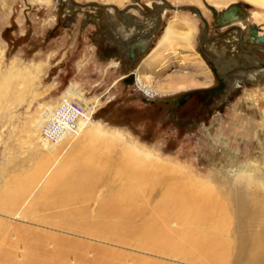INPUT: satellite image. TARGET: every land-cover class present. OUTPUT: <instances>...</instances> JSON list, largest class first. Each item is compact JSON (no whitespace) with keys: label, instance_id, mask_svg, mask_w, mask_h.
I'll return each mask as SVG.
<instances>
[{"label":"rangeland","instance_id":"obj_1","mask_svg":"<svg viewBox=\"0 0 264 264\" xmlns=\"http://www.w3.org/2000/svg\"><path fill=\"white\" fill-rule=\"evenodd\" d=\"M222 3L218 13L237 5L243 26L264 33L263 7L246 0ZM210 6L214 4L209 0H0V197L7 186L19 187L23 195L27 190L12 213L0 210V222L7 226L0 236L2 250H11L14 259L22 261L26 246L19 231L23 229L43 236L47 252L64 246L83 248L87 263L103 252L119 257V264H192L166 250L94 233L99 206L111 200L124 182L115 162L128 159L131 150L150 154L147 165L137 162L150 179L138 192L132 225L173 234L183 227L194 233L191 223L184 225L169 213L188 210L190 216L192 207L161 205L170 200L165 191L172 182L183 193L213 194L222 208L216 237L234 240V218L225 195L228 178L244 193L261 194L264 185V79L258 84L244 81L236 88L230 77L231 81L239 71L257 68L233 70L224 94L215 97L208 109L200 106L194 111L189 126L172 122L171 104L166 105V100L172 103L187 93L218 86L213 46L227 49L228 57L242 62L236 35L221 29ZM185 20L198 27L194 39L187 43L179 38L174 48L160 54L158 44L171 23L181 36H188L189 28L181 22ZM153 27L152 36L142 34ZM257 46L248 44L245 49L252 48L251 55L264 65V52ZM183 77L190 80L188 86L163 94L152 91L146 81L158 87L172 80L180 83ZM68 93L75 96L66 99ZM65 100L90 110V122L105 139L91 140L86 129L57 146L46 140V121ZM106 138L111 142H103ZM91 150L104 153L108 161L92 174L97 180L89 182L85 174L70 169L64 181L80 179L78 187L52 189L88 199L26 214L64 161L84 162ZM77 210L88 211L86 227L64 225V212ZM61 264H79L76 252L69 251Z\"/></svg>","mask_w":264,"mask_h":264},{"label":"bare ground","instance_id":"obj_2","mask_svg":"<svg viewBox=\"0 0 264 264\" xmlns=\"http://www.w3.org/2000/svg\"><path fill=\"white\" fill-rule=\"evenodd\" d=\"M209 1L214 4V8L217 10V8L223 6L222 2L224 0ZM246 1L264 8V0ZM225 9H227V7H225ZM203 18L204 16L202 15V19ZM255 19L257 22V17ZM181 22H184L189 28L188 36H181L176 29L177 25L171 23L164 31V36L158 44L157 50L159 53L161 51H168L169 48H172L180 39H183L185 42L187 41V43L194 39L198 29L195 23L189 20ZM218 24L222 25L221 29L229 28L233 30V34L236 35L234 36V39L238 41L239 48L241 47L243 50L239 55L242 60L241 62L240 59H236L235 56L228 57V50L225 48L221 50L214 46L211 48L214 53L212 59L219 75L218 77H223L225 78V81H228L227 78H229L228 76L233 70L256 67L257 70L250 69L251 71L247 70V72H244L245 70L241 72L239 71V74L232 78L233 81H230L231 77L229 78V83L237 88L244 81L257 84L263 81V63L251 55L250 50H252V48L249 47V50L245 49V46L248 44H256L258 45L256 48L264 52V42L260 41V38L264 36L263 30L261 31L251 27H244L240 20V15L237 14V9H233L228 15L222 16L221 20L218 21ZM140 27L142 26L140 25ZM154 32L155 28L153 27L144 30L142 34L152 36ZM156 57L157 56H155V58ZM146 81L148 87L152 91L162 94L164 92H176L178 89L190 84V80L185 77L180 80V83H175V81L172 80L169 82V85L158 87L152 84L153 82L150 79H147ZM72 96L74 97L75 95L73 93H68L65 98L67 99V97ZM90 113L92 112L87 110V115ZM88 116L87 121L82 123L79 130H75L73 134L66 136L64 139L80 137L86 129L87 133L85 134H89L88 137L91 140L105 139L106 135L94 127V124L90 122ZM113 138L118 139L119 137L113 135ZM62 140L60 142L51 143L57 146ZM103 142H106L107 144L111 141H107L106 138ZM101 154L95 150H91L90 156L88 157L89 159H86V161L81 163L79 161L76 165L70 160L66 162L64 161L61 169L56 172V176L50 180L48 184L46 183L47 185L45 188L39 192L26 214L30 213L33 209H39L40 211V209L42 210L53 205H69L82 199H88V196H83V194L80 195L69 191L62 192L63 188L69 186L75 188L78 187V183L81 182L80 179H73L74 182L69 183L64 181V178L66 179V175L71 169V172H74L73 174H85L86 180L89 182L96 181L97 179L93 177L96 175L92 176V174H95L97 170L101 169V167L108 162L104 157V153L103 156ZM127 154L126 155L129 156L128 159H119L115 162V165L118 167V172L121 174L120 177L124 182L116 190L115 196L111 200L99 206V209L97 210V219L96 222H94V233L96 236H105L109 239L120 240L127 243L135 242L142 247H149L159 251L166 250L169 253H174L173 255L175 256L182 257L185 261L192 264H264V185L261 194H258L257 191L244 193L235 185L232 178H228V188L230 189L225 192V195H227L226 199L229 204V211L234 218V222H232L234 228L231 232L232 237H234L233 241H226L216 237L219 224L222 221V208L219 206L216 198L212 196L213 194H205L200 192L198 188V191L196 192L187 193L185 191L183 193L180 192L179 188H176L175 184L172 182H169L165 191V196L170 200L162 202L161 205L164 207L166 205H186L192 207L190 216L188 210L182 213L173 210V212L169 213H171L172 217L176 220H181V223L184 225H187L186 223H191L194 226V233H187L186 229L183 227H181V231L174 233L175 235L172 231L153 230L143 226L138 227L132 225L130 222L133 221L137 212L133 206L138 197V192H140L146 182L150 179L148 171L145 170L146 168L144 169L140 167L142 162L144 163L146 159L149 160L150 154L147 155L138 150H131ZM137 162H141L140 165ZM15 185L16 184H13L11 186L14 187ZM7 187L10 191L7 190L0 197V210L12 213L15 207L22 202L24 198L23 196L26 194L27 190L24 191L23 195L19 187H16L17 190L13 188L10 189L9 186ZM54 188L62 189L61 192L59 191L58 193H55L53 192ZM82 210L64 212L62 215V219L65 220L64 225L86 227L85 223H87L86 221L88 218L86 213L88 211L85 213V210ZM257 228H260V232H256ZM6 229L7 226L0 222V236L5 233ZM204 233H206V235H204ZM19 238L26 246L24 259L22 261H16L11 250H2V248H0V264H61L69 251L76 252L79 264H119V257L116 258V256L110 253L103 252L99 254L94 262L87 263L84 259L83 248L81 249L78 247L76 249L74 246L59 247L55 251L47 252L43 248L44 237L34 234L31 231L20 229ZM136 264L153 263L137 261Z\"/></svg>","mask_w":264,"mask_h":264},{"label":"built area","instance_id":"obj_3","mask_svg":"<svg viewBox=\"0 0 264 264\" xmlns=\"http://www.w3.org/2000/svg\"><path fill=\"white\" fill-rule=\"evenodd\" d=\"M57 108L49 116L44 129V138L53 143L60 142L66 136L73 134L75 130L81 128L82 123L87 121V110L75 102L63 101Z\"/></svg>","mask_w":264,"mask_h":264},{"label":"flooded vegetation","instance_id":"obj_4","mask_svg":"<svg viewBox=\"0 0 264 264\" xmlns=\"http://www.w3.org/2000/svg\"><path fill=\"white\" fill-rule=\"evenodd\" d=\"M219 84L218 80V86ZM212 89L187 93L174 99L172 103L166 100V105L171 104L169 112L170 120L179 126H189L192 119H194L192 117L194 111H197L200 106L208 109L212 105L215 99L210 93Z\"/></svg>","mask_w":264,"mask_h":264},{"label":"water","instance_id":"obj_5","mask_svg":"<svg viewBox=\"0 0 264 264\" xmlns=\"http://www.w3.org/2000/svg\"><path fill=\"white\" fill-rule=\"evenodd\" d=\"M247 7L248 6H246V8ZM210 8H211V10L214 13V16H215V19H216L217 23H218V21L221 20V17L222 16L228 15L233 9H236V8L240 9L239 6L232 5L228 9L223 10L222 12L218 13L217 10L214 7H211L210 6ZM260 41L261 42H264V36L260 38ZM218 80H219V83H220L219 86L217 88L212 89L210 91L211 96H213V97H219V96L223 95L224 92H225V89H226V81H225V78L219 77Z\"/></svg>","mask_w":264,"mask_h":264}]
</instances>
